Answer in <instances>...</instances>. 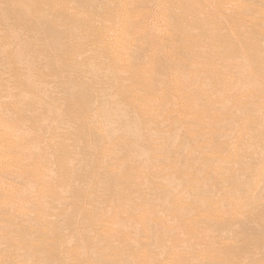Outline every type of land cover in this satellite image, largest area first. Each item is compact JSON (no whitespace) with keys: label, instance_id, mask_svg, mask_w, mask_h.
<instances>
[{"label":"rangeland","instance_id":"rangeland-1","mask_svg":"<svg viewBox=\"0 0 264 264\" xmlns=\"http://www.w3.org/2000/svg\"><path fill=\"white\" fill-rule=\"evenodd\" d=\"M0 264H264V0H0Z\"/></svg>","mask_w":264,"mask_h":264},{"label":"bare ground","instance_id":"bare-ground-1","mask_svg":"<svg viewBox=\"0 0 264 264\" xmlns=\"http://www.w3.org/2000/svg\"><path fill=\"white\" fill-rule=\"evenodd\" d=\"M17 1H18V0H17ZM50 2H51V1H50ZM39 3H40V2H39ZM39 3H38V4H39ZM33 4H34V3H33ZM38 4H37V5H38ZM26 5H27V4H26ZM31 6H32V5H31ZM33 6H34V5H33ZM37 7H38V6H37ZM32 10H33V11H36L35 9H32ZM33 13H34V12H33ZM37 14H38V13H37Z\"/></svg>","mask_w":264,"mask_h":264}]
</instances>
